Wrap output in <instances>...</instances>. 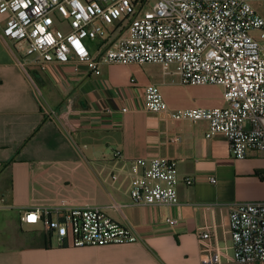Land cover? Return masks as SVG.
Here are the masks:
<instances>
[{
  "label": "crops",
  "instance_id": "0c3cea01",
  "mask_svg": "<svg viewBox=\"0 0 264 264\" xmlns=\"http://www.w3.org/2000/svg\"><path fill=\"white\" fill-rule=\"evenodd\" d=\"M134 1L140 12L151 9L145 6L149 0ZM248 1L263 16L264 0ZM6 18L0 14V35ZM111 33L87 41L92 57L115 37ZM32 60L0 36V264H203L197 231L207 226H216L219 243L230 246V205L264 201V157L251 151L236 159L224 135L206 137L208 122L173 124L168 113L144 105L145 87L156 84L170 112L224 107L222 87L181 85L157 65H102L95 76L82 64L76 72L74 61L41 70ZM28 74L65 119L43 114ZM139 157L176 160L179 205L132 203L123 171ZM62 202L99 207L137 230L140 239L58 246L42 224L27 229L21 222L36 205ZM168 218L178 223L170 226ZM225 257L223 264H239L231 261L230 249Z\"/></svg>",
  "mask_w": 264,
  "mask_h": 264
},
{
  "label": "built area",
  "instance_id": "2783aa9c",
  "mask_svg": "<svg viewBox=\"0 0 264 264\" xmlns=\"http://www.w3.org/2000/svg\"><path fill=\"white\" fill-rule=\"evenodd\" d=\"M0 14L7 15L3 43L22 48L41 70L74 61L76 72L82 64L100 76L102 65L149 64L160 66L165 75L175 74L181 85L222 87L224 107L170 112L159 86L148 84L145 109L168 113L173 124L208 122L206 137L224 135L236 159H246L251 151L264 157V17L248 0H156L144 12L134 0H0ZM112 27L119 29L117 36L92 57L87 41L109 35ZM28 77L43 114L65 119ZM114 156L123 154L115 151ZM123 173L133 204H180L176 160L139 157ZM21 222L42 224L58 246L121 245L140 239L137 230L115 222L99 207L36 205L22 214ZM167 223L175 226L178 220L168 218ZM229 232L231 244L222 246L216 226L198 229L203 264H223L229 249L233 262L264 261V201L231 204Z\"/></svg>",
  "mask_w": 264,
  "mask_h": 264
},
{
  "label": "rangeland",
  "instance_id": "374dc122",
  "mask_svg": "<svg viewBox=\"0 0 264 264\" xmlns=\"http://www.w3.org/2000/svg\"><path fill=\"white\" fill-rule=\"evenodd\" d=\"M155 1L156 0H149V1H147L146 2V4H145V6H146V8H152V6L154 5V3H155ZM261 13L263 14V16H264V11H261ZM111 30H112V35L114 34L115 36H117V32H119V29L117 28V27H112L111 28ZM154 65H145V68H147V69H151V70H153V69H155L156 67H153ZM36 225H26V224H24V227L25 228H27V229H29V228H32V227H35Z\"/></svg>",
  "mask_w": 264,
  "mask_h": 264
}]
</instances>
